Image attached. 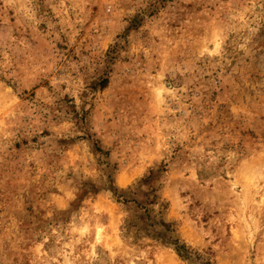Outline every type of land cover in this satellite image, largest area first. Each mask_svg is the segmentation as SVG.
<instances>
[{
    "label": "rangeland",
    "instance_id": "obj_1",
    "mask_svg": "<svg viewBox=\"0 0 264 264\" xmlns=\"http://www.w3.org/2000/svg\"><path fill=\"white\" fill-rule=\"evenodd\" d=\"M0 264H264V0H0Z\"/></svg>",
    "mask_w": 264,
    "mask_h": 264
},
{
    "label": "trees",
    "instance_id": "obj_2",
    "mask_svg": "<svg viewBox=\"0 0 264 264\" xmlns=\"http://www.w3.org/2000/svg\"><path fill=\"white\" fill-rule=\"evenodd\" d=\"M179 248V247H178Z\"/></svg>",
    "mask_w": 264,
    "mask_h": 264
}]
</instances>
